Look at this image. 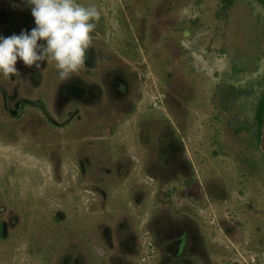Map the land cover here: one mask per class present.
Instances as JSON below:
<instances>
[{"label": "rangeland", "instance_id": "1", "mask_svg": "<svg viewBox=\"0 0 264 264\" xmlns=\"http://www.w3.org/2000/svg\"><path fill=\"white\" fill-rule=\"evenodd\" d=\"M78 2L101 14L95 66L73 78L100 87L101 99L67 95L73 78L61 81L52 61L18 62L19 75L0 77L10 95L32 101L10 116L0 92V264H156L149 242H170L187 224L202 246L222 247V264L264 257V2ZM15 4L0 0L4 36L35 26L30 8ZM119 80L129 88L115 98L107 85ZM162 145L185 150L176 167ZM122 160L134 169L111 168L119 178L105 182L100 165ZM176 168L185 170L173 190ZM140 238L145 248L133 251Z\"/></svg>", "mask_w": 264, "mask_h": 264}, {"label": "clouds", "instance_id": "2", "mask_svg": "<svg viewBox=\"0 0 264 264\" xmlns=\"http://www.w3.org/2000/svg\"><path fill=\"white\" fill-rule=\"evenodd\" d=\"M26 5L34 27L10 36L0 34V77L19 75L18 62L40 68L54 62L61 81L71 79L85 62L100 11L95 4L78 0H20Z\"/></svg>", "mask_w": 264, "mask_h": 264}, {"label": "flooded vegetation", "instance_id": "3", "mask_svg": "<svg viewBox=\"0 0 264 264\" xmlns=\"http://www.w3.org/2000/svg\"><path fill=\"white\" fill-rule=\"evenodd\" d=\"M2 17L5 19L10 17V10L6 9L3 10V12L1 13ZM93 51L89 48L86 52V56H85V64L86 67H94V64L90 65V60H92L91 58L93 57ZM82 68L84 67L81 66ZM85 69V68H83ZM91 70H94V68H91ZM23 75H21L19 78H24V74H27V70L22 72ZM32 71H30V73L28 74L29 76H31ZM84 73V72H82ZM88 73V72H87ZM89 74V73H88ZM74 76V75H73ZM72 76V78H73ZM105 76V75H104ZM71 78V79H72ZM78 77L73 78V80H71V82L69 83V86L67 88H65L63 91L67 94V95H85V102L87 100H92V99H101L102 95H103V91L100 87L98 86H91V88L89 87V84L83 82H79ZM96 78V76L92 77V80L94 81ZM106 78H107V73H106ZM10 79H13L10 78ZM79 80L81 81V79L79 78ZM35 84L38 83V80L35 79L34 81ZM123 85V88H122ZM15 88V87H14ZM18 88H21V84L18 86ZM89 88L91 90H89ZM107 88H109V92L113 94H118V93H127L128 91V86L126 85V83L123 80H119L117 83H115L114 85H107ZM0 92L3 96L4 99V103H5V107L7 109V114H9L10 116H16V115H21L23 108L30 104L32 101L28 100L26 98H20L18 99L19 96H15V95H10L9 94V89L6 88L5 86H1L0 85ZM115 98H118L117 96H114ZM14 102V107L11 106V103ZM41 106V104H39ZM75 112L78 113L80 111L79 107H75L74 108ZM83 119V118H82ZM162 153H163V157H165V164L167 167H176L178 162V155L181 153V151H185L183 150V147H180V151L172 146V145H162ZM90 164H87V167H92V170L90 168V170L94 173L95 168H98L97 166H95L94 164L96 163V161H89ZM129 160H122L120 162H118L117 164H103V166L100 165L101 170H103V173H105V175L107 176V178H103V176L100 177V179H105V182H107V179L110 178H114L117 177L119 178V176H116L117 172H112L111 168H114L116 170H119L118 173L123 174L128 172L127 171H122V169H134V166L130 165ZM177 169V168H176ZM180 170H185V169H177V173L176 176L171 178L169 181H171L172 187L170 189H175V184H174V180L176 179V177H179L180 174ZM130 173V171H129ZM97 174H101L99 172L95 173L94 175ZM168 181V182H169ZM211 185V184H209ZM210 187H213L210 186ZM184 189H188V187H185ZM103 196L106 195L105 190L102 192ZM169 194V206L171 208H177L176 204H180L179 202H176V200L180 199V194L175 192H171L168 193ZM183 194H189L188 192L184 191ZM182 195V196H185ZM187 202H189L187 199H185ZM189 205L186 204V206L184 205V207H187ZM1 210H4V208H2ZM181 211H185L181 210ZM186 212L188 213V211L186 210ZM2 226V230L6 229V226L4 224L1 225ZM185 229H183L180 233V235L176 236L172 241L167 242L164 240L159 241V236L156 235L155 237L158 238L155 239L153 242H149L150 246H151V250H150V256L148 257V261H150L151 257H155V263L156 264H222L223 262V249L222 247H218L216 244L213 246L211 245L210 247H206L205 245L202 246L201 243L198 242V235H197V230H195L196 226L193 225L192 227H190V224H187L185 227ZM140 242L139 244L136 242L135 245H133L131 248L133 249L135 247V249H133V251L137 252L140 251L141 248H145L142 246L143 242H142V238L139 239ZM163 241V242H162ZM198 243V244H196ZM189 250H196L197 252L191 255H195V257H192L191 260H187L185 258V256L187 257V253L189 252ZM214 253L219 254V258L215 259L214 261H212L213 255ZM190 255V256H191ZM215 255V257H216ZM145 259V258H144ZM192 259H196L195 261H193ZM220 259V263L217 262V260ZM147 260V259H145ZM238 260V259H237ZM251 264H264V257H259L258 259L253 257ZM77 262V261H76ZM242 264V262H240ZM61 264H68V261L66 259H64ZM131 264V262L129 263ZM146 264V263H145ZM239 264V263H237ZM249 264V263H248Z\"/></svg>", "mask_w": 264, "mask_h": 264}, {"label": "trees", "instance_id": "4", "mask_svg": "<svg viewBox=\"0 0 264 264\" xmlns=\"http://www.w3.org/2000/svg\"><path fill=\"white\" fill-rule=\"evenodd\" d=\"M258 119L260 126H263L264 121V97L261 101V104L258 106Z\"/></svg>", "mask_w": 264, "mask_h": 264}, {"label": "water", "instance_id": "5", "mask_svg": "<svg viewBox=\"0 0 264 264\" xmlns=\"http://www.w3.org/2000/svg\"><path fill=\"white\" fill-rule=\"evenodd\" d=\"M262 1L264 2V0ZM261 148H262V151L264 152V121H263V126H262Z\"/></svg>", "mask_w": 264, "mask_h": 264}]
</instances>
